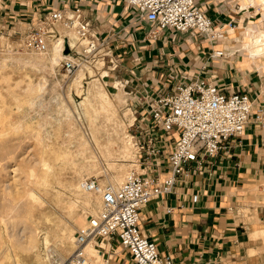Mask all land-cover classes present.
<instances>
[{
    "label": "crops",
    "instance_id": "crops-1",
    "mask_svg": "<svg viewBox=\"0 0 264 264\" xmlns=\"http://www.w3.org/2000/svg\"><path fill=\"white\" fill-rule=\"evenodd\" d=\"M197 4L215 28L224 30L232 21L237 31L251 23L255 28L254 22L263 15L247 0ZM76 7L121 58L113 81H122L126 92L133 93L128 98L132 108L141 96L170 92L178 81L213 82L227 92L250 95L253 111L243 135L231 139L218 156L206 158L174 192L145 206L141 228L163 255L178 264H264V60L251 56L239 39H230L231 30L214 42L170 30L152 38V25L122 0H0V26ZM217 50L226 56L213 58ZM110 78L111 74L108 82ZM161 169L165 176L169 164ZM111 248L117 251L112 264H134L117 241Z\"/></svg>",
    "mask_w": 264,
    "mask_h": 264
},
{
    "label": "built area",
    "instance_id": "built-area-1",
    "mask_svg": "<svg viewBox=\"0 0 264 264\" xmlns=\"http://www.w3.org/2000/svg\"><path fill=\"white\" fill-rule=\"evenodd\" d=\"M122 1L152 25L150 33L155 39L165 30L202 36L209 42L225 39L229 33L215 28L197 0ZM236 27L230 22L229 28ZM56 43L65 56L61 63L69 76L88 67L99 71L100 66L111 73L120 68L121 59L109 40L79 7L50 10L38 18L0 26V51L22 49L46 55ZM225 56L224 50L212 55ZM173 88L139 98L126 131L138 148L141 172L133 169L119 185H103L97 177L83 180L87 193L100 195L101 209L78 230L68 256L49 249L50 264H112L117 253L110 249L114 240L129 252L134 264H178L144 234L141 211L151 201L174 192L178 182L194 175L206 158L218 156L231 139L242 136L252 116L253 101L248 93L227 92L213 82L178 81ZM132 95L127 92L128 98ZM166 163L169 173L162 176L160 170Z\"/></svg>",
    "mask_w": 264,
    "mask_h": 264
},
{
    "label": "rangeland",
    "instance_id": "rangeland-1",
    "mask_svg": "<svg viewBox=\"0 0 264 264\" xmlns=\"http://www.w3.org/2000/svg\"><path fill=\"white\" fill-rule=\"evenodd\" d=\"M260 8L263 15L254 22L256 29L264 28V7ZM51 53L52 50L46 55H36L22 49L0 51V65L3 66L4 59H8L9 65L0 68V77L4 78L0 84V264H50V248L63 257L68 256L74 249L73 241L66 244V249H60L59 230L69 227L74 230L75 236L87 224L88 218L101 209L100 195L87 194L92 199L90 204H85L83 198H78L74 192L73 182H79L82 176V180L97 177L103 185H119L133 169L141 172L138 166L131 165L134 164L132 159L125 157L124 146L112 139V125L105 123L103 115L93 122V128L87 117L80 115L83 96L71 87L80 71L69 76L62 61L52 65L46 60ZM25 57L35 61L45 58L46 62L42 59L45 63L34 64L33 61V64L26 65ZM258 58L264 60V57ZM98 68L99 71H95L100 77L106 68ZM112 73L109 82L108 78L101 81L115 107H118L115 119L126 130L128 123L132 122L131 105L126 94V103H120L115 97L116 90L113 88L117 80L113 81L115 76ZM87 76L86 89L92 80L89 74ZM27 79H32L34 84L42 83L47 88L42 98H38L41 102L34 106L23 92L27 88ZM17 82L20 84L17 85ZM63 106L72 112V120L67 117ZM80 135L85 136L91 144L88 143L89 149L88 146L86 148L88 154L86 152L78 157L73 154L59 161L50 160L56 174L50 172L46 179H42V166L37 156L41 157L44 144L48 142L52 148H58L57 142H65L73 152L78 149L76 145ZM78 218L84 221L83 225H78Z\"/></svg>",
    "mask_w": 264,
    "mask_h": 264
},
{
    "label": "bare ground",
    "instance_id": "bare-ground-1",
    "mask_svg": "<svg viewBox=\"0 0 264 264\" xmlns=\"http://www.w3.org/2000/svg\"><path fill=\"white\" fill-rule=\"evenodd\" d=\"M247 5L248 6L249 5H253V6L255 5V6H258V7H264V0H247ZM251 24H250V26H248L246 28H242V29L240 28L239 31H237V29H234V28H229L228 31L231 30L229 38L230 39H234V38L239 39L238 43H240L241 47L245 48L247 50V52L251 56L264 57V28L256 29V28H253ZM64 57H65L64 54L61 53V51H60V49L58 47V44L56 43V44H54V46L52 48L51 57L47 58L46 60L48 62H50V64H52V65H58L59 62L61 61V59H64ZM35 58H37V56ZM42 59H44V61H45V58H42ZM42 59H40L41 61H39V59H37L38 61H35L36 59L32 60L30 58L25 57L24 60L26 61L25 64L27 65L28 63L33 64L34 63L33 61H35L34 64L45 63L46 61L44 62ZM24 60H23V62H24ZM7 61H8V59H4V61H2L3 66L0 65V68L9 66L7 64L8 63ZM100 72H101V70H100ZM87 74L90 75L92 80L90 79L91 80L89 82L90 86L86 89L84 81H85V79L88 80L87 79L88 78ZM101 77L102 78H109L110 77V72L108 70H104L101 73V76L97 77V73L95 71V68L93 69L91 67H88L86 71H84V70L80 71L77 74V76L74 78V81H72L73 85L71 87L76 89V92L83 96V100L81 102V106H82L81 110H83V111H82V113L80 112V115H84L85 117H87V119L91 122V127L92 128H93V126H92L93 122L94 121L96 122L98 117L103 115L104 118H105V123L112 125L110 127V135L112 136V139L116 143H121L124 146L125 149H124L123 153L125 154V157H128V158L132 159L133 162H134V164H131V165L138 166V163H137L138 162L137 161V159H138V156H137L138 148L130 140V137H129L127 131L125 130L123 124L118 122L115 119L114 115L116 114L118 107L116 106L117 107V109H116V107L114 105L115 103H113L110 94L108 93V91L105 88V85L101 81V79H102ZM3 79L4 78L0 77V84L2 83ZM28 79H29V76H28ZM45 82H46V80H45ZM18 84H20V82H17V85ZM25 87H27V88L24 89L23 92H25L24 94L28 95V97H29L28 101L31 104V106H34L38 102H41L40 100H38V98L41 99L43 94H45V91H46L45 90V88H46L45 85H43L42 83L34 84L32 79H31L30 81L28 80V83L26 84ZM114 89L116 90L115 97L120 101V103L128 102L127 99H125V96L127 95V92L124 89V85H123L122 81H120V80L119 81L118 80L115 81ZM126 106H128V105H126ZM63 108H64L65 112L67 113V117L69 119H71V113L72 112L70 111V109L68 107H64V106H63ZM129 111L132 112V109L130 108ZM133 119H134V115H133L131 121H133ZM73 124H75V123H73ZM107 126H109V125H107ZM74 128H75V126H74ZM75 133H76V131H75ZM92 133H93V135L95 137V135H96L95 134L96 133L95 129H93ZM50 140H51V138H50ZM75 140H77V139H75ZM96 140H97V138H95V141ZM71 142H72V140H71ZM88 143L90 144L89 140H87V138H85V136L80 135V137L77 140V145H76V147H78V149L76 148V151H73V152H72L71 149H69L70 147L69 148L67 147L68 146L67 144L65 145V142L62 143V144L61 143L59 144L58 142L56 143V145L58 144V146L60 148L59 147L58 148H55V147L52 148L51 147L52 145L51 144L49 145L48 142H47V144H44V147L42 146L43 148H41V146H40V148L42 149V154L40 153L41 157L40 156L38 157L37 156L38 154H35V155L37 156V159L40 158V160L39 159L38 160H39V164L42 166L41 167V170L43 171L42 179L45 178V176L48 175L50 172L53 173V174L55 173V169L53 170V167H52V165L50 163V160L64 159V158H67L69 156H72L73 154L75 155V157H78V155H84L87 152V149H86L87 146H88V149H89ZM69 146H70V144H69ZM35 147H37V146H35ZM39 152H41V150L38 151V153ZM88 152H87V154H88ZM89 160H91V159H89ZM91 161L93 162V160H91ZM94 163H92V165H94ZM80 170H79V172H80ZM80 174H81V172H80ZM81 177L82 176H80V178L78 179L79 182H76V183L73 182L72 187H73L74 192L77 194L78 198H83L85 204H90L92 198L91 197L88 198L87 194H91V193H86L85 190L82 188V181H83L82 179L83 178H81ZM88 178H91V177H88ZM48 181L49 180L47 179L46 182H48ZM80 200H82V199H80ZM77 201H79V200H77ZM80 219L81 218H78L77 223H78V225H83L84 221L80 220ZM58 237H59V240L61 241L59 243L60 249L64 250V249H66L65 248L66 244H69V243L71 244L72 241H74V238H75L74 230L65 226L64 228H61V230H59ZM61 246H62V248H61Z\"/></svg>",
    "mask_w": 264,
    "mask_h": 264
},
{
    "label": "water",
    "instance_id": "water-1",
    "mask_svg": "<svg viewBox=\"0 0 264 264\" xmlns=\"http://www.w3.org/2000/svg\"><path fill=\"white\" fill-rule=\"evenodd\" d=\"M66 53H68V48L66 49Z\"/></svg>",
    "mask_w": 264,
    "mask_h": 264
}]
</instances>
